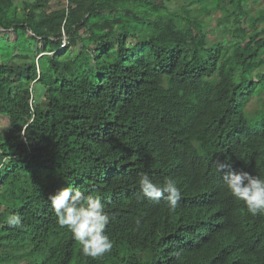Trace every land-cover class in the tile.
Masks as SVG:
<instances>
[{
  "label": "trees",
  "instance_id": "1",
  "mask_svg": "<svg viewBox=\"0 0 264 264\" xmlns=\"http://www.w3.org/2000/svg\"><path fill=\"white\" fill-rule=\"evenodd\" d=\"M171 1L0 0V264H264V216L215 169L226 160L264 176V100L246 110L264 97V36L244 27L264 23V9ZM218 11L224 36L208 43L201 16ZM142 175L176 181L175 212L139 198ZM66 186L102 197L103 257L83 256L56 222L48 194ZM13 214L22 228L8 226Z\"/></svg>",
  "mask_w": 264,
  "mask_h": 264
},
{
  "label": "clouds",
  "instance_id": "2",
  "mask_svg": "<svg viewBox=\"0 0 264 264\" xmlns=\"http://www.w3.org/2000/svg\"><path fill=\"white\" fill-rule=\"evenodd\" d=\"M24 135L22 131L21 136ZM215 169L223 174L227 190L236 200L244 203L249 214L254 217L264 216V176L235 170L232 163L226 160H217ZM137 183L140 199L155 204L166 200L169 211H176L182 192L174 179L169 178L160 184L148 175H142ZM48 201L56 222L71 233L83 256L95 259L112 250L113 243L106 232L111 216L106 211L101 196L85 194L79 189L66 186L49 193ZM6 222L12 228L23 227L19 215L8 216Z\"/></svg>",
  "mask_w": 264,
  "mask_h": 264
},
{
  "label": "rangeland",
  "instance_id": "3",
  "mask_svg": "<svg viewBox=\"0 0 264 264\" xmlns=\"http://www.w3.org/2000/svg\"><path fill=\"white\" fill-rule=\"evenodd\" d=\"M16 2L20 4L21 0H16ZM166 5L169 11H179L181 4L178 0H173L171 2H167ZM226 5H227V9L231 11L232 10L231 5L228 3H226ZM247 6H248L250 13L252 15H256L260 9H264V0H250ZM62 7H64V0H51L50 7H49L51 8V10L60 9ZM19 8L20 7H18V11H20ZM196 8L198 7H195V9ZM194 13H196V10L194 11ZM219 14L220 12L218 11V14L201 16L205 22L204 25L206 26L208 43L220 41L224 36L222 34L221 25L218 19ZM250 22L251 21H247V24L244 25V27L247 30H249V34H252L254 28H256L255 30L261 32L260 37H263L264 36V23L255 25L256 26L255 27L251 25ZM2 34H7L8 42L10 43V45H8V42H5V44L9 46L8 49H11L13 46V43L17 40L16 33L10 31V32H2ZM128 42L134 43L135 40H133V38L130 37L128 38ZM33 45L37 47V49L39 50H43L44 48V45L41 42V40H38L36 43H33ZM78 50H79V47H76L74 50L70 51V53L74 55L76 52H78ZM8 63L13 65L14 67H17V66H23L25 63H29V61L11 58L8 60ZM31 91H32V96H33V100H32L33 105L40 104L43 100L42 97L44 94V88L41 85H38L37 83H35L32 85ZM263 98H264L263 96L253 97L246 107L247 112L249 113L251 112V114L254 115L253 113L256 110H258L259 108H262V103H263L262 101L264 100ZM254 120L260 121L258 119H254ZM6 127H7L6 119L4 117H0V131H5Z\"/></svg>",
  "mask_w": 264,
  "mask_h": 264
},
{
  "label": "water",
  "instance_id": "4",
  "mask_svg": "<svg viewBox=\"0 0 264 264\" xmlns=\"http://www.w3.org/2000/svg\"><path fill=\"white\" fill-rule=\"evenodd\" d=\"M42 55V54H41ZM41 55H39V56H41Z\"/></svg>",
  "mask_w": 264,
  "mask_h": 264
}]
</instances>
